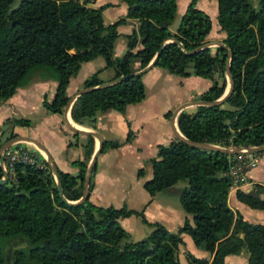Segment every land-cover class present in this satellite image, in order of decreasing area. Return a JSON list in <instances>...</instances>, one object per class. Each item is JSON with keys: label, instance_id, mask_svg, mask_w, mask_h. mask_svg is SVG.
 <instances>
[{"label": "trees", "instance_id": "1", "mask_svg": "<svg viewBox=\"0 0 264 264\" xmlns=\"http://www.w3.org/2000/svg\"><path fill=\"white\" fill-rule=\"evenodd\" d=\"M12 1L0 0V101L34 78L51 80L55 83L54 95L49 102L44 99L42 106L53 113L61 112L68 100L70 78L82 62L97 56L113 69L112 79L125 77L75 97L69 114L79 124L91 121L96 111L122 113L127 105L144 98L145 72L132 74V58H137L139 69L153 59L150 67L181 77L193 74L211 79L199 100L209 102L223 94L227 52L221 46L216 47L215 55L209 47L199 48L211 23L209 16L195 6V0L187 4L175 33L169 31V25L176 0H118L126 12L109 24L103 23L101 11L112 3L92 8L87 4L93 0H19L11 8ZM216 3L217 24L230 51L231 90L220 105L181 110L176 116L177 128L188 140L222 148L264 145V0ZM126 18L137 19V26L124 36L127 50L114 56L116 28ZM167 39L173 40L164 42ZM139 43L141 47L133 51ZM101 83L92 73L82 86ZM9 121L28 125L25 119ZM14 136L10 134L8 139ZM130 136L128 131L125 140ZM83 145V155L88 157L92 136L86 135ZM118 145L102 139L100 151ZM230 156L178 139L157 146L156 156L149 161L151 177L142 187L152 196L186 180L178 201L191 220L185 218L175 232L158 222L146 221L142 210L95 205L89 195L83 202L68 204L60 199L46 163V168L17 164L15 183L0 184V264H182L178 258L182 233L211 257L208 262L185 252L187 264H224L226 255L242 250L248 253L246 264H264V224L244 220L226 201L230 182L220 172L226 169ZM72 164L78 168L76 175L57 168L56 174L63 197L73 202L81 195L86 163L81 159ZM235 198L249 208L264 211L262 185L254 184L250 193L236 189ZM131 215L152 227L137 241L128 240L127 231L118 224V218Z\"/></svg>", "mask_w": 264, "mask_h": 264}, {"label": "crops", "instance_id": "2", "mask_svg": "<svg viewBox=\"0 0 264 264\" xmlns=\"http://www.w3.org/2000/svg\"><path fill=\"white\" fill-rule=\"evenodd\" d=\"M190 1L176 0V11L169 25L171 33H175L179 19ZM105 3H112V5L101 11L104 24L112 23L124 16L126 7L118 0H93L87 5L97 8ZM195 6L210 18L211 27L204 43H210L211 54L215 55L216 47H219L216 43H223L224 39V32L220 30L216 20V0H195ZM136 26L137 19L135 18H126L124 23L117 26L118 36L113 43L114 56H120L127 50L124 36ZM140 47L139 43L133 51ZM129 65L135 71L140 70L137 58H132ZM188 72H191L190 68ZM92 73H96L102 83L111 80L114 75L113 69L105 66L101 56L82 62L76 75L69 80L66 96L72 98L83 87L84 80ZM215 76L213 74V77ZM142 81L145 93L140 102L127 105L122 113L115 110L96 111L91 121L79 124L72 121L69 114L74 98L68 106L66 117L63 108L58 113L50 112L42 106V101L45 99L49 102L52 99L55 83L51 80L34 78L28 84L16 88L11 97L0 101V145L8 140L10 134L31 137L44 146L57 169L74 176L78 168L72 162L82 159L81 144L86 135L72 131L66 125L65 118L76 127L96 131L101 139L118 142L117 147L106 148L97 154L92 187L88 193L91 203L104 207L113 206L111 195H118L120 189L124 192L127 188L125 177L115 168L129 166L134 183L144 190L142 184L151 177L149 161L156 156L157 146L168 145L177 139L175 132L181 134L176 125L178 113L172 116L174 110L184 103L199 100L198 97L211 84L209 78L193 74L181 77L156 66L150 67L143 74ZM195 106L189 105L183 109L191 110ZM10 119H25L28 125H17L9 121ZM128 131L131 136L126 141ZM15 145L35 150L33 146L29 147L31 146L29 143L18 142ZM97 145L98 142L93 141L92 151ZM140 170L141 172L138 173ZM177 183L152 196H149L145 190V193L142 191L138 193V198L144 202L142 212H144L146 221L158 222L172 232L182 225L185 218L191 220L178 201L182 186ZM254 184L264 186V151L260 152L257 165L247 173L245 181L238 187H230L226 196L228 206L233 211H238L244 220L264 224L263 210L249 208L235 198L236 189L250 193ZM127 209L132 208L127 206ZM131 216L120 218L128 220ZM124 229L130 238V231L126 226ZM181 238L182 244L178 246V258L182 264H187L184 257L185 252L191 253L196 258L210 261L211 257L208 252L197 248L187 234H182ZM247 259L248 253L242 250L239 254L226 255L224 264H246Z\"/></svg>", "mask_w": 264, "mask_h": 264}, {"label": "water", "instance_id": "3", "mask_svg": "<svg viewBox=\"0 0 264 264\" xmlns=\"http://www.w3.org/2000/svg\"><path fill=\"white\" fill-rule=\"evenodd\" d=\"M172 40L173 39H167L164 42L172 41ZM163 43H161L160 46H162ZM216 44L218 46H221V47L225 48L226 52H227V61L225 63V76L227 77V80H228L227 88L223 91V94L219 98H217V99H215L213 101L205 102V101H202V100H196V101H192V102H188V103H184V104L180 105L178 108H176L174 110L173 115H172L173 117H174L175 114L179 113L181 109H183V108H185V107H187L189 105H196V106L197 105H207V106L220 105L222 103L223 99L230 92L231 86H232V82H231L230 74H229V64H228V57L230 56V51H229V49L227 48V46L225 44H223V43H216ZM178 45L180 46V44H178ZM209 46H210V43H203L199 48H205V47H209ZM158 52H159V50L157 51V53ZM152 61H153V59L145 67L141 68L138 71L133 72L132 74H138L140 72H146L150 68V65H151ZM124 77L125 76L120 75L118 77H115V78L107 81V82H103V83H101L99 85H96V86H93V87H82L81 89H79L72 98H68L67 103L63 107V113H64L65 117H66V112H67L68 106L71 103V101L73 100V98L75 99V97L80 95L81 93L88 92V91H91V90H94V89H98V88H102V87L114 84V83L122 80ZM65 122H66V125L72 131L77 132V133H81V134H85V135H90V136L96 138L97 142H98V145L93 150V153L91 155L90 161H89V163L86 166V170H85V174H84V178H83V189H82L80 197L76 201H73V202L72 201H67L63 197L62 190H61V185H60V182H59V180L57 178V174H56V167H55V165H54V163L52 161V158L50 157V155L48 154V152L46 151L44 146L42 144H40L38 141H36L35 139L31 138V137L17 135V136H14V137L6 140L4 143H2L0 145V169H1V163H2V152L5 149H7L10 146L15 145V143H18V142H25V143L32 144L33 146L38 148L43 153L44 158H45V162H46L50 172L52 173V175H53V177L55 179L56 189H57V192H58V195H59L60 199L62 201H64V202L68 203V204H76V203L83 202L88 197V188L87 187H88L90 172H91V169L95 165L96 156H97V154L99 153V151L101 149V141H102V139L100 138L99 134L96 131H94V130H88V129H83V128H80V127H76V126L70 124L66 118H65ZM175 137L178 140L184 141L186 144H188V145H190L192 147L219 150V151L226 152L229 155L238 153V152H240L243 149H246L248 152H261V151H264V145L247 146V147L241 146V147H237V148H222V147H219V146H216V145H212V144H208V143L196 142V141L188 140V139L184 138L178 132H175ZM6 182H7L6 174L2 172V178H0V184H5Z\"/></svg>", "mask_w": 264, "mask_h": 264}, {"label": "built area", "instance_id": "4", "mask_svg": "<svg viewBox=\"0 0 264 264\" xmlns=\"http://www.w3.org/2000/svg\"><path fill=\"white\" fill-rule=\"evenodd\" d=\"M38 151H31L23 146H10L2 152L1 176L6 174V180L12 183L16 181L15 166L17 164H30L46 168ZM260 159V152H248L246 149L232 154L228 159L226 169L220 175L226 177L230 187H238L245 181L247 173L254 168Z\"/></svg>", "mask_w": 264, "mask_h": 264}, {"label": "rangeland", "instance_id": "5", "mask_svg": "<svg viewBox=\"0 0 264 264\" xmlns=\"http://www.w3.org/2000/svg\"><path fill=\"white\" fill-rule=\"evenodd\" d=\"M18 1L19 0H13L12 4H11V8L15 7L17 5ZM251 1L255 2V0H251ZM217 74L218 73L216 72L215 75L217 76ZM224 78H225V88H224V90H225L228 86V80H227V77L225 76V72H224ZM92 138H93V141H95V142L97 141L96 138H94V137H92ZM85 141H86V138L84 139V141L81 144L83 147L82 159L84 160V162L86 163V166H87V164L90 161V158H91L93 151L91 152V154L88 157L83 155V153L85 151L83 144L85 143ZM29 145H31L29 147L33 146L32 144H29ZM216 146H218V145H216ZM33 147L35 148V150H31V149L30 150L31 151H38L40 153L39 156L41 157L42 162L46 163L43 153L38 148H36L35 146H33ZM118 167L119 168H115V170L117 172H120L125 177L127 188H125L124 192H122L120 189L118 192V195H111V202H112L113 206H117V207L125 206L126 208L128 206L132 209H135L138 211H141V210L143 211L144 202L138 198V193H139V191H142L143 193H145L144 190H141L140 186H138L134 183V178H133V175L129 169V166H124V167L118 166ZM89 179H90V177H89ZM177 184L180 186H183L186 184V180H180V181H178ZM128 188H129V190H128ZM82 189H83V181H82ZM82 189H81V192H82ZM130 195H132V196H130ZM118 224L123 228L125 226H126V228H128V230L131 233L130 238L128 237V240H130V241L140 240L152 228L151 226H147L146 224H143L138 216H131L128 220H123L122 218H119ZM170 232H172V231H170ZM182 234H184V233H182Z\"/></svg>", "mask_w": 264, "mask_h": 264}]
</instances>
